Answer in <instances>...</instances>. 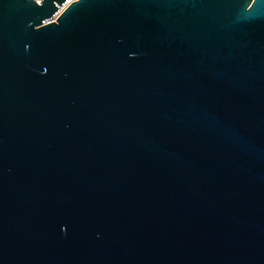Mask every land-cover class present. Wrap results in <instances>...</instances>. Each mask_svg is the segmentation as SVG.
Listing matches in <instances>:
<instances>
[{"label":"water","instance_id":"1","mask_svg":"<svg viewBox=\"0 0 264 264\" xmlns=\"http://www.w3.org/2000/svg\"><path fill=\"white\" fill-rule=\"evenodd\" d=\"M68 2L0 0V264H264V0Z\"/></svg>","mask_w":264,"mask_h":264},{"label":"built area","instance_id":"2","mask_svg":"<svg viewBox=\"0 0 264 264\" xmlns=\"http://www.w3.org/2000/svg\"><path fill=\"white\" fill-rule=\"evenodd\" d=\"M32 1L35 2L37 5H40L38 2H41V0H32ZM74 1H77V0H69V2H68L67 4H70V3L74 2ZM59 12H61V11H59ZM59 12L56 13V14L53 16V18H52V21H53V22H54L55 19L58 17Z\"/></svg>","mask_w":264,"mask_h":264}]
</instances>
